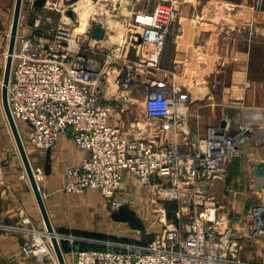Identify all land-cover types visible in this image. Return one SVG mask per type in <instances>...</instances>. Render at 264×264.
I'll return each instance as SVG.
<instances>
[{"label":"built area","instance_id":"obj_1","mask_svg":"<svg viewBox=\"0 0 264 264\" xmlns=\"http://www.w3.org/2000/svg\"><path fill=\"white\" fill-rule=\"evenodd\" d=\"M34 1H27V11L35 10ZM61 1L63 7L51 9L47 2L41 7L59 11V19L39 16L33 32L16 38L7 86L12 115L29 125L27 138L38 152L50 151L59 135L68 133L87 153L67 168L66 193L96 188L111 212L119 213L133 203L122 192L131 177L158 214L149 228L133 230L128 241L56 232L59 244L97 246L71 252L72 264H264V203L253 206L238 229L228 227L221 208L207 206L214 202L211 189L224 180L229 162L253 135L243 119L250 81L224 105L238 110L237 121L224 118V128L209 127L202 136L189 128L191 85H168L176 74L160 66L168 34L181 17L174 1L160 0L150 10L134 7L133 0ZM97 27L102 39L94 36ZM110 38L116 40L102 46ZM1 71L0 64V88ZM212 84L216 88L222 80L214 77ZM138 102L144 103L143 119L134 115ZM126 114L132 119L126 127L112 123ZM36 171L38 180L41 171ZM173 201L177 218L193 207L194 217L183 229L167 224L165 204ZM0 233L23 237L24 259L58 264L50 234L27 214L15 223L0 220ZM145 236L152 238L143 241ZM248 248L255 259L243 256Z\"/></svg>","mask_w":264,"mask_h":264},{"label":"crops","instance_id":"obj_2","mask_svg":"<svg viewBox=\"0 0 264 264\" xmlns=\"http://www.w3.org/2000/svg\"><path fill=\"white\" fill-rule=\"evenodd\" d=\"M11 3L12 0H0L2 66L6 64L15 0L12 6ZM257 4H262L260 10L255 8ZM178 6L181 10V32L186 34V41L178 40L180 36L168 37L160 66L164 70L186 75L187 81L202 79L211 82L214 77H218L224 85L222 94L229 97L243 89L244 82L250 81L251 87L246 90L245 95L248 111L243 113V119L253 129L248 143L261 147L250 148L247 143L241 144L239 156L247 162H255L249 168L251 174H256L255 169L264 161V0H179ZM201 15L208 17L206 22L194 20L196 16ZM22 16L17 36L29 33L36 21L35 18L25 19ZM217 20L220 21V26L216 24ZM185 21L190 23L186 24ZM177 25H173L172 33H175ZM254 29H257V32H253ZM233 30L236 32L232 33ZM200 31H203L205 40L200 38ZM219 31L222 36L221 45L213 35ZM209 60L212 62L209 63ZM196 62H199L197 67L202 70L200 74ZM217 66L222 68L221 74H218ZM215 91L205 86L194 89L192 96L213 95ZM1 96L0 93V220L15 223L19 216L25 213L32 219L34 226L45 230L39 205L7 124ZM204 113V127H217L224 118L233 122L239 118L237 109L224 108V105L221 116L216 110L206 109ZM131 120V116L126 114L122 118L115 117L112 123L123 128ZM195 123L196 126L192 125L194 130L198 128L196 132H202L200 120ZM192 126L189 125V128L194 131ZM30 155L32 168L35 166L33 170L38 168L41 171L37 183L55 232H70L94 240L128 241L134 239L133 230L149 228V223L141 214L150 205L149 199L142 189L137 188L131 177L125 178L122 192L133 203L126 205L119 213L111 212L106 200L96 188L78 194L66 193L63 190L67 168L79 164L87 155L83 149L75 146L68 133L60 134L50 151L40 153L32 147ZM231 161L230 164L235 162ZM151 238L145 236L143 241H149ZM23 241L21 236L0 233V264H33L39 261L23 258L20 251ZM90 247L93 249L96 246L81 244L77 249ZM245 256L251 257L248 253Z\"/></svg>","mask_w":264,"mask_h":264},{"label":"rangeland","instance_id":"obj_3","mask_svg":"<svg viewBox=\"0 0 264 264\" xmlns=\"http://www.w3.org/2000/svg\"><path fill=\"white\" fill-rule=\"evenodd\" d=\"M27 1L28 0H23L22 3V12H23V16L25 17V19H30V17L33 19L35 18V20L41 16V18H46V17H50L53 19L52 22H55V20L59 19V11H53V10H49L48 8H35L34 11L30 12L27 11ZM88 0H85L84 3H86ZM123 1H131V0H123ZM160 1V0H133L134 3V7L138 8H142L145 10H150L152 8H154L155 4ZM169 1H174L175 6L179 8V0H169ZM13 4V0L11 3V6ZM54 6H60L63 7V1L58 0L57 4H51L48 5L47 7L49 8H53ZM85 9V7H84ZM23 19V18H22ZM206 19H208V17H203V15L201 16H196L194 18V20L200 22V23H204L206 22ZM186 24H189V21H185ZM197 22V23H198ZM216 24H218V26H220L219 24L220 21H215ZM218 22V23H217ZM54 24V23H53ZM175 24L177 25V29L175 31V33L173 32V27H172V31L170 33L172 34H168V37H172V38H176L177 36H180V38L178 37V40L184 42L186 41V34L181 32V25H179L178 20L176 19ZM174 24V25H175ZM51 26V25H49ZM42 27L47 28V25H42ZM53 27V25H52ZM22 28V26H21ZM23 29V28H22ZM35 30V28L33 27L32 30L29 31V33L33 32ZM201 35L200 38L202 40H205L206 38L204 37L203 31H200ZM26 33V34H29ZM175 34V35H174ZM208 34V33H207ZM210 34V33H209ZM214 37L215 40H217L218 44L221 45L222 44V36H221V31L219 32H214ZM182 36V37H181ZM167 37V38H168ZM116 39L110 38L108 40H106V42H103L102 46H109L113 41H115ZM220 42V43H219ZM16 44V43H15ZM16 49V47H15ZM6 61V60H5ZM211 60H209L210 63ZM212 62V61H211ZM199 62H196L195 65L196 67L198 66ZM13 63H12V67H11V71L13 70ZM219 67V66H217ZM216 67V68H217ZM198 68V67H197ZM4 69H5V64L4 66H2V77L4 74ZM199 69V68H198ZM219 69V68H217ZM11 71H10V75H11ZM200 72H202L201 69H199V74ZM175 76H171L169 77L168 80V85L171 84H176L179 82L183 88H187V85L185 84V82L190 83L191 85V97H190V101L191 103L189 104V113H188V117H189V125H193L196 123L195 121L200 120V127L202 126L201 131V135H205L207 132V129L209 127H204V123L202 124V116L205 115V110L206 109H210V110H216L218 111V113L220 112L219 116H221L222 114V109H223V105H225L224 103H228V104H232L230 103V97L229 95H223L221 90L223 88V84L218 85L216 88L213 89V84L212 81L207 82V80H198V81H187L185 79L186 75H180L175 73ZM4 80V79H3ZM205 86H209L213 91L216 90L215 92H213V95H208V96H204V97H193V90L194 89H200L201 87H205ZM221 86V87H220ZM2 87L0 88V93H1ZM225 91V89H223ZM227 94V93H226ZM2 95V93H1ZM224 96V97H223ZM2 97V96H1ZM207 114V113H206ZM134 115L140 119H143L144 117V103L140 102L138 103V105H136L134 107ZM135 118V117H134ZM16 124H18V128L20 131V135L21 138L25 144L26 147V151H27V155H29V157H31L30 153L32 151V147L34 148V146L31 144V141L27 138L28 136V130H29V125L24 123V121L22 120H15ZM219 125V124H218ZM192 126V128H193ZM218 127V126H217ZM194 130V128H193ZM198 130V128L196 129V131ZM195 131V130H194ZM246 143L248 144V146L250 148H258L260 149L261 146H257L255 143V145L253 143L249 144L248 142L243 143L242 145H246ZM244 147V146H243ZM245 148V147H244ZM240 155V153H239ZM235 157V159H233L235 162H233V160L231 162H233V164L231 163L228 166L227 169V173L226 176L224 177L223 181H220V183L218 184V186L216 187V189H211L210 191V195L213 197L214 202H207V206L208 207H212V204L215 206H218L219 208H221L219 210V213L221 216L224 217L225 221L227 220V225L230 228L233 229H238V223L243 220L245 217H247V215L250 212V209L253 208V206L257 205V204H262L264 203V175H256V174H251V167L252 165L255 164L254 161L251 162H247L245 161V159L240 156ZM240 157V158H239ZM31 161V160H30ZM262 165H264V161H262L261 163H259V166L261 167ZM33 168H35V166H33ZM32 168V169H33ZM38 169V168H37ZM35 173L37 172L36 169H34ZM37 175V174H36ZM134 180V179H133ZM135 182V180H134ZM136 183V182H135ZM137 184V183H136ZM138 184H137V188H138ZM141 190V189H140ZM148 207L145 208V210H143L141 212L142 217L145 218V221L150 223V219L156 217L158 214L156 212L153 211V207L151 205V203L149 202ZM166 207V213L168 214V221L167 224L168 226H170V224H174V223H179L180 227L183 229L185 228V226L190 222L191 218L194 217V212H193V207L189 206V208L187 209V211L184 212V215H182L180 218L176 217V212L179 208L177 202H167L165 204ZM201 208H198L197 210V215H199V213L201 212ZM20 217V216H19ZM3 221V220H1ZM20 221V218L17 222ZM5 223H8L6 221H3ZM152 231L154 230V232H158V229H151ZM56 233V232H55ZM58 234H63V233H58ZM79 236V235H78ZM23 243V242H22ZM81 244H88V243H81L80 244H74L73 247H70L68 245V242H61V249H63L64 255L66 257V262L67 264H72V253L71 252H76V251H80V250H89L90 248H79V246ZM96 247H93V249H96ZM99 248V247H98ZM251 251L252 253H254L255 251L251 248H248V250H246L245 252H243V256L246 255L247 252ZM251 257L255 259V255H251L250 253H248ZM24 258V257H23ZM32 259H36V258H32ZM38 260V259H37ZM35 263H39V261H36Z\"/></svg>","mask_w":264,"mask_h":264},{"label":"water","instance_id":"obj_4","mask_svg":"<svg viewBox=\"0 0 264 264\" xmlns=\"http://www.w3.org/2000/svg\"><path fill=\"white\" fill-rule=\"evenodd\" d=\"M47 0H35L34 1V6L36 8H41L45 6ZM22 3L23 0H15L14 4V9H13V19H12V24H11V32H10V37H9V47L7 51V56H6V64H5V69H4V81H3V86H2V106L5 112L7 124H9L10 131L12 134L13 139L15 140L17 150L19 153V156H21L22 163L24 166V170L26 171V175L28 178V181L33 189L36 202L39 205L41 216L44 219V224H45V230L50 234V239H51V244L53 247V250H55V254L57 257L58 264H67L66 262V257L64 255L63 249H61V246L59 244V241L57 239V236L55 234L54 227L52 225L51 219L48 216L47 208L45 206V202L43 201V197L40 191V187H38L37 179L35 176V172L32 169L31 161L29 155H27L26 147L25 144L21 138L20 131L18 128V124H16V121L12 115L11 109L9 108L8 105V92H7V86L10 81V71L12 67V56L15 51L16 47V38L18 34V26L19 22L21 19L22 15ZM72 12L70 11L69 16H71ZM94 36L98 39H102V35L100 34V29L97 27L94 29ZM226 125L225 120H221L220 122V127L224 128ZM256 175H264V165L261 167L255 169ZM254 228H251V231H253Z\"/></svg>","mask_w":264,"mask_h":264},{"label":"bare ground","instance_id":"obj_5","mask_svg":"<svg viewBox=\"0 0 264 264\" xmlns=\"http://www.w3.org/2000/svg\"><path fill=\"white\" fill-rule=\"evenodd\" d=\"M58 0H48L47 1V5H51V4H54L56 3ZM25 214V213H24ZM26 215V214H25ZM39 230H44V229H39Z\"/></svg>","mask_w":264,"mask_h":264}]
</instances>
